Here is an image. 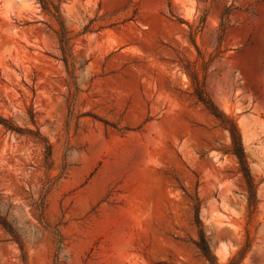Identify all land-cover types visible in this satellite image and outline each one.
Here are the masks:
<instances>
[{
    "label": "rangeland",
    "instance_id": "rangeland-1",
    "mask_svg": "<svg viewBox=\"0 0 264 264\" xmlns=\"http://www.w3.org/2000/svg\"><path fill=\"white\" fill-rule=\"evenodd\" d=\"M48 1L67 64L0 0V264H264V0Z\"/></svg>",
    "mask_w": 264,
    "mask_h": 264
},
{
    "label": "trees",
    "instance_id": "trees-1",
    "mask_svg": "<svg viewBox=\"0 0 264 264\" xmlns=\"http://www.w3.org/2000/svg\"><path fill=\"white\" fill-rule=\"evenodd\" d=\"M43 9L50 12L51 14H53L57 21L59 22L60 26H61V34H60V47L62 50V55H63V60L65 61V63H68V58L70 56V37L67 34L65 25H64V21L62 19V15L60 12V7L58 6H53L54 8H52L50 5V2L48 0H38ZM198 97L200 98L201 101H203L206 106L210 109V111L213 113L214 116H216V118H218L225 126L226 128H228L230 135H231V139H232V148H231V152L238 158L239 164H240V168L243 172V175L245 177L246 183L248 185L249 188V192H250V201H254V192H255V182L254 179L250 173L248 164H247V160L244 156V150H243V146H242V140H241V135H240V131L237 127V124L228 116H226L223 112H221L220 110H218V108L215 106V104L207 97L204 96L203 94H198ZM0 123H2L3 125H6L5 120H1ZM3 223V222H2ZM3 225H5L3 223Z\"/></svg>",
    "mask_w": 264,
    "mask_h": 264
}]
</instances>
